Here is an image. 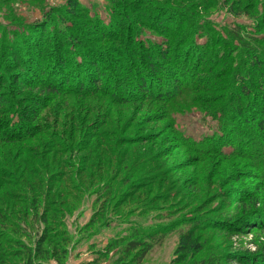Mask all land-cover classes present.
Listing matches in <instances>:
<instances>
[{"label": "rangeland", "instance_id": "1", "mask_svg": "<svg viewBox=\"0 0 264 264\" xmlns=\"http://www.w3.org/2000/svg\"><path fill=\"white\" fill-rule=\"evenodd\" d=\"M172 2L0 0V264H86L101 252L99 264H114L129 240L149 234L162 239L141 264L260 256L264 228L242 216L252 197L264 206V135L254 127L263 116L246 120L234 107L235 72L264 92L243 65L246 45L264 49V0ZM160 6L178 12L177 24L191 16L194 44L178 48L147 26ZM131 37L151 50L172 45L155 63L164 82L151 85L152 97L129 79L139 64L149 71L146 55L126 65L115 56ZM197 145L223 153L201 158ZM189 229L202 249L183 259ZM42 235L46 252L28 258Z\"/></svg>", "mask_w": 264, "mask_h": 264}, {"label": "trees", "instance_id": "2", "mask_svg": "<svg viewBox=\"0 0 264 264\" xmlns=\"http://www.w3.org/2000/svg\"><path fill=\"white\" fill-rule=\"evenodd\" d=\"M172 3H176V1L178 0H172ZM180 1V0H179ZM171 3V4H172ZM203 3L208 4L209 0H203ZM73 4V5H72ZM71 6L69 8H67V12L70 15H75V9L77 8L76 3H72ZM152 6V5H151ZM150 11H152V13L145 14V17H150L154 16L153 19L154 21L150 24H148L147 26L152 30L155 31L157 34L159 35H164L165 37H167L166 35H169L170 38H174V41L176 40V47L179 48L188 45H192L193 43V39L195 38V33L193 32V28L197 27L194 20H192L191 16L187 15V16H183L186 17L188 19L187 24H183V23H179L177 24L175 22V20L177 19V13L178 12H174V10L171 8V6H160V7H151ZM152 14V15H151ZM144 15V14H143ZM148 23L150 22V19H148ZM128 25V23H127ZM126 25V29L122 28L120 29L121 33H128L129 29L127 28ZM123 26H125V24H123ZM122 26V27H123ZM199 27V26H198ZM199 29V28H198ZM138 30L134 31V34L136 35ZM240 31H238L239 33ZM132 36V35H131ZM256 41H260V40H256ZM264 41V40H262ZM167 43H169L166 46H157L155 49H152V46L150 45L149 47H146L145 44L143 45L142 42L137 41V39L131 37L128 42H126L125 47H124V51L121 52L120 50H116L115 52L117 54H115L117 60L121 63H135L134 59H137L140 57L142 58V60L144 59V54L146 55V65H150V69L149 71H146L143 69V67L140 66V64L135 68L137 70V72L140 73L139 76H136L133 74L129 77V79H131L132 84L134 85V87L137 88V90L141 91V93L148 95V96H153L152 93V89L151 85L155 82L158 83L161 80H163L164 82V73L160 72V70L157 71L156 67H155V63H158L157 58H160L162 61L171 58V53H172V49H171V44L168 41ZM174 44V43H173ZM174 45V46H175ZM246 50L248 49V55H247V62L244 61L243 65H245V68H247V66L249 68H253V76L257 77V81H262L264 80V69H262V67L264 66V49L256 46H251L247 48V45L245 46ZM150 53L152 56H150ZM202 57V55H201ZM14 59H19V56L17 54H15V58ZM156 59V62H155ZM249 59L251 61V64L249 65ZM145 60V59H144ZM220 60H218L217 62H219ZM222 61V59H221ZM220 61V63H221ZM205 63V61H202ZM225 62V61H224ZM254 64H253V63ZM19 63V62H18ZM95 70L98 69L100 70V66L99 64L95 63ZM218 64V63H217ZM124 65V64H123ZM211 66H204L206 68H209ZM119 67H123L122 70H129L130 66H119ZM163 67V66H162ZM165 70V68H164ZM101 72V70H100ZM106 72H104L103 74H105ZM100 74V73H99ZM103 74L99 75L102 76ZM193 75H196L194 73V71L192 72ZM236 75V83H238V85H242V88L239 90V94H240V98L236 99V106L234 107V109H236L237 113L240 116L245 117L246 120H251L250 117L254 116L255 118H257V115H262L263 118L261 120H259L254 127H256L257 130H259L260 133H263L264 135V92L260 93L258 92H251V89H248V85L246 83V80L243 78V74H239V72H235ZM99 77L97 79H99ZM101 78V77H100ZM166 81V80H165ZM68 83H71L68 82ZM67 83V84H68ZM178 83V82H175ZM259 83V82H258ZM261 83V82H260ZM56 84V83H55ZM93 84H95L94 86L96 88H103V84L101 83V80H96L93 82ZM52 85V84H50ZM102 85V86H101ZM82 87H84V85L81 86L80 91H83ZM170 93V91H169ZM253 96V97H252ZM163 97H170L169 94H165L163 95ZM162 97V98H163ZM251 97V98H250ZM244 98V99H243ZM252 99L255 102H249ZM229 101L232 102V100L235 99H228ZM247 101V109H242V106H240V101ZM255 103V107H253V104ZM235 111V110H234ZM257 113V114H256ZM251 114V115H249ZM247 122V121H246ZM254 135L256 134L255 132H252ZM264 140V139H263ZM251 145H255V142H251ZM192 145V144H190ZM198 146V145H197ZM196 146V147H197ZM211 145L208 147H203V146H198L197 147V152L199 153L200 157H207L211 154H215V152L212 151H217L218 155H221V152L223 153V151L221 150V147H216L213 146L212 149H210ZM225 155L227 153H224ZM246 156H244L245 158H247V154H245ZM228 157V156H225ZM259 196H257V198L254 200V198L252 197L251 200V209L250 211H248L249 213H247V211L244 212L243 214V218H247V227H258L259 229H263L264 228V223L261 224V222H264V206L263 208H261V210L257 207L258 203H260V198H258ZM256 206V207H255ZM13 211V210H12ZM254 214H260V216L258 217L260 222H257V220H254V218H252V215ZM237 218H241V217H237ZM244 218V219H245ZM243 219V220H244ZM216 220V218H215ZM243 222V221H242ZM201 224L200 223H195V225L193 227H199ZM240 231H243L240 230ZM195 231L193 229H189L185 234L182 235L181 237V245L179 246V250L180 252V256L183 259H186L187 256L189 254H197L201 251L202 249V245L201 243L198 242V240L195 238ZM149 238H145V240H141L140 238L137 239H131L129 240L122 248L120 251V254L122 257L120 259H118V261L114 264H141L145 255L151 250V248L153 247L154 244L156 243H160V240L162 238H159L157 242H151L148 239H151L153 236L151 234L148 235ZM46 237L44 235H42L41 237H39L37 239V241L35 242V247L32 250V254H29L28 258H30L31 256L34 258H40L44 252H46L45 249H43V243L46 241ZM21 241V240H20ZM106 252V251H105ZM233 255L230 257L232 261H237V262H241V264H264V249H262V251L259 253L260 256H257V254H253L254 257L250 258V254L247 253V258H242V257H237L236 254L237 252H232ZM60 254V252L56 251L55 253H53V257L56 258V260L58 261V263H60V260L58 258V255ZM97 259L93 260V263H86V264H99V261L102 257H104L103 252H101L99 254V256ZM38 261V260H36ZM32 262L31 259V264H40V262ZM28 263V261H27Z\"/></svg>", "mask_w": 264, "mask_h": 264}]
</instances>
